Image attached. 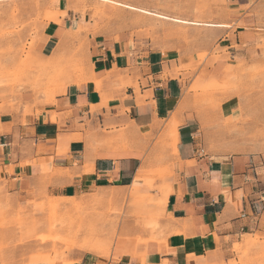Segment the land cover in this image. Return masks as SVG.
<instances>
[{"label":"crops","instance_id":"crops-1","mask_svg":"<svg viewBox=\"0 0 264 264\" xmlns=\"http://www.w3.org/2000/svg\"><path fill=\"white\" fill-rule=\"evenodd\" d=\"M232 1L237 13L231 23H251L253 18L245 15L249 0ZM68 16L65 25L75 18ZM226 25L212 27L214 38H225L229 49L234 42L246 54L235 50L233 55L247 56L245 48L258 33L234 30L229 37L233 23ZM50 27L43 55L65 37L62 26ZM90 55L92 66L84 80L66 87L55 103L41 106L38 115H0V182L23 200L41 194L70 199L108 189H145L141 178L147 148L157 153L156 141L163 137L167 153L170 146L175 152L174 174L156 207L164 211L163 234L151 238L149 231L130 224L115 238L109 255L84 253L73 264L238 262L236 248L245 245L246 236L264 235L261 165L244 154L207 151L203 119L186 100L189 78L177 71V50L134 51L122 38L94 40Z\"/></svg>","mask_w":264,"mask_h":264},{"label":"rangeland","instance_id":"rangeland-1","mask_svg":"<svg viewBox=\"0 0 264 264\" xmlns=\"http://www.w3.org/2000/svg\"><path fill=\"white\" fill-rule=\"evenodd\" d=\"M111 1L187 21L233 23L229 34L246 30L258 35L245 48L248 55L241 57L233 51L242 47L233 42L227 48L229 42L215 39L212 27L161 19L101 0L0 1V115H38L66 87L80 84L92 66L94 40L124 38L134 51L177 50V71L189 78L186 100L203 119L207 151L251 157L264 176V0H249L245 15L253 18L251 23H231L237 13L232 0ZM68 15L75 16L71 25L63 20ZM51 23L62 26L65 37L43 55ZM156 142L157 153L147 148L141 178L145 189H108L70 199L41 194L23 200L0 182V264H73L84 253L109 255L115 238L130 224L149 231L151 238L162 235L164 211L156 207L174 174L175 152L170 146L167 153L163 137ZM236 251L239 261L234 264H264V235L246 236Z\"/></svg>","mask_w":264,"mask_h":264},{"label":"bare ground","instance_id":"bare-ground-1","mask_svg":"<svg viewBox=\"0 0 264 264\" xmlns=\"http://www.w3.org/2000/svg\"><path fill=\"white\" fill-rule=\"evenodd\" d=\"M0 1H9V0H0ZM102 1L113 3V4H116V5H119V6H124V7L130 8L132 10H135V11H138V12H141V13H145V14H149V15H153V16H156V17H159V18H162V19H166V20H174L176 22H181V23H186V24L205 25V26H210V27H227L226 24H215V23H204V22L202 23V22H194V21L181 20V19H178V18H172V17L166 16V15H163V14L152 12V11L147 10V9H143V8H139V7L130 5V4H123V3H119V2H115V1H111V0H102Z\"/></svg>","mask_w":264,"mask_h":264},{"label":"built area","instance_id":"built-area-1","mask_svg":"<svg viewBox=\"0 0 264 264\" xmlns=\"http://www.w3.org/2000/svg\"><path fill=\"white\" fill-rule=\"evenodd\" d=\"M201 153L204 154V150H201Z\"/></svg>","mask_w":264,"mask_h":264}]
</instances>
